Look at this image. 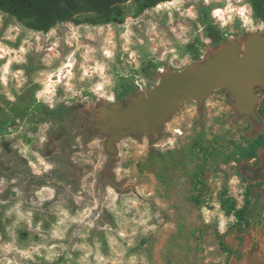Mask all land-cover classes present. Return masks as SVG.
Returning <instances> with one entry per match:
<instances>
[{
  "label": "rangeland",
  "instance_id": "rangeland-1",
  "mask_svg": "<svg viewBox=\"0 0 264 264\" xmlns=\"http://www.w3.org/2000/svg\"><path fill=\"white\" fill-rule=\"evenodd\" d=\"M123 12L121 23L84 15L43 33L0 11V264H264V86L253 88L251 113L221 86L150 130L118 114L231 43L242 56L264 25L247 0H172L140 13L132 0ZM205 12L220 44L206 36ZM197 41L195 60L187 47ZM7 103L72 106L74 130L52 140L49 124L13 123Z\"/></svg>",
  "mask_w": 264,
  "mask_h": 264
},
{
  "label": "trees",
  "instance_id": "trees-1",
  "mask_svg": "<svg viewBox=\"0 0 264 264\" xmlns=\"http://www.w3.org/2000/svg\"><path fill=\"white\" fill-rule=\"evenodd\" d=\"M132 0H0V11L15 18L25 27L47 33L58 23L79 22L80 17L90 15L86 20L92 24L96 23H121L124 12L123 6ZM137 11L143 12L153 8L160 3L172 0H134ZM254 18L264 25V0H247ZM200 23L203 25L207 38L212 44H220L224 39L219 30L215 28L208 13L199 14ZM200 41L197 44H189L187 50L197 60L201 56ZM151 70L159 68L158 65H151ZM130 79L126 78L125 81ZM124 94L117 96L118 101L127 102L130 86L127 82L122 83ZM11 114V121L37 120L38 123L49 124V136L52 140L60 141L69 139L70 131L74 130L75 108L72 106L60 105L51 110L43 105L34 106L32 103L27 106L7 103ZM225 200H222V203ZM250 189L246 188L243 206L235 210L237 220L236 228L241 232V223L246 221V214L250 206Z\"/></svg>",
  "mask_w": 264,
  "mask_h": 264
},
{
  "label": "water",
  "instance_id": "water-1",
  "mask_svg": "<svg viewBox=\"0 0 264 264\" xmlns=\"http://www.w3.org/2000/svg\"><path fill=\"white\" fill-rule=\"evenodd\" d=\"M260 85L264 86V36L254 34L246 39L242 56L238 45L231 43L207 60L199 71L187 69L165 76L147 101L118 114L123 117L131 112L121 121L126 127L150 130L183 101L201 102L221 86L230 90L241 112L251 113L257 102L253 88Z\"/></svg>",
  "mask_w": 264,
  "mask_h": 264
},
{
  "label": "built area",
  "instance_id": "built-area-1",
  "mask_svg": "<svg viewBox=\"0 0 264 264\" xmlns=\"http://www.w3.org/2000/svg\"><path fill=\"white\" fill-rule=\"evenodd\" d=\"M216 11H218V10H216ZM215 11V13H216V20H217V23H219L220 25H224L225 24V19H224V17H223V15L222 14H219V13H217Z\"/></svg>",
  "mask_w": 264,
  "mask_h": 264
},
{
  "label": "bare ground",
  "instance_id": "bare-ground-1",
  "mask_svg": "<svg viewBox=\"0 0 264 264\" xmlns=\"http://www.w3.org/2000/svg\"><path fill=\"white\" fill-rule=\"evenodd\" d=\"M217 13L221 14V13H220V10H218Z\"/></svg>",
  "mask_w": 264,
  "mask_h": 264
},
{
  "label": "crops",
  "instance_id": "crops-1",
  "mask_svg": "<svg viewBox=\"0 0 264 264\" xmlns=\"http://www.w3.org/2000/svg\"><path fill=\"white\" fill-rule=\"evenodd\" d=\"M260 180H257L256 182H259ZM264 187V186H263Z\"/></svg>",
  "mask_w": 264,
  "mask_h": 264
}]
</instances>
